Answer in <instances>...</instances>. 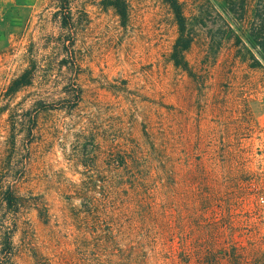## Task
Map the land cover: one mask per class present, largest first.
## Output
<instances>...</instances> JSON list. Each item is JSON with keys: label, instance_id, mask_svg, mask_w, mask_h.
<instances>
[{"label": "rangeland", "instance_id": "374dc122", "mask_svg": "<svg viewBox=\"0 0 264 264\" xmlns=\"http://www.w3.org/2000/svg\"><path fill=\"white\" fill-rule=\"evenodd\" d=\"M103 1L71 0L66 57L60 0H0V204L7 189L20 202L0 206L11 264H264L252 261L264 253L257 0H232L233 13L178 0L187 70L172 60L168 3L129 0L123 22ZM210 31L225 38L217 53ZM26 70L32 83L9 95Z\"/></svg>", "mask_w": 264, "mask_h": 264}, {"label": "trees", "instance_id": "16d2710c", "mask_svg": "<svg viewBox=\"0 0 264 264\" xmlns=\"http://www.w3.org/2000/svg\"><path fill=\"white\" fill-rule=\"evenodd\" d=\"M164 1L168 3L172 8L175 19L179 26V36L173 48L172 60L177 67L187 70L188 62L186 60L185 55L193 42V38L187 32L186 18L183 14V9L179 1L178 0H164ZM227 1H228V11L230 13L235 12L233 8V6H236L235 3H233L232 0H227ZM60 2L62 4L61 5L62 9L57 14L61 16L60 27L63 30V34L59 38V44L61 46V49L64 51L66 57H68V55L73 54V48H74V40L72 37V28H71L72 26V17L70 11L71 0H60ZM102 4L107 7L113 8L123 22H125L128 19L129 0H104ZM243 8L244 7L242 5L241 9ZM226 27H227V31L232 32V34H234L232 27L228 23H226ZM250 37L256 48L259 49L262 55H264V0L256 1L252 21L250 24ZM224 39H225L224 37L220 38L218 37V35L215 34L213 35L212 31H210V46H209L210 51H212L213 53L214 52L217 53L221 49ZM75 66L79 73L80 67L78 65V61ZM33 74L34 73L32 70H26L25 72H23L17 79H15L12 82L11 86L8 89L9 95L15 94L18 91H20L22 88L29 86L32 83ZM77 91H78L77 93L79 99V93H80L79 87H77ZM0 206L3 207L5 211L10 212L11 214L12 212L17 213L20 208L19 198L11 190L7 189L2 193ZM14 226L15 224L13 223V228L10 227L9 219L7 218V216L3 217V219L1 217L0 220V246H1L0 255L2 258L1 264H11V260L13 258V250H14V246H13V235L15 232ZM260 243L264 248V237L260 239ZM233 255L236 258L238 257L237 253L235 252L233 253ZM261 257L264 260V253L261 256L257 254L256 257L252 258V261L254 260V262H256L260 260ZM236 260H238L237 264H241V262L239 263V259ZM242 262L244 264H248L249 261L242 260Z\"/></svg>", "mask_w": 264, "mask_h": 264}]
</instances>
